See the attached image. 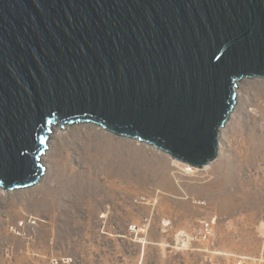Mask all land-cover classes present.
I'll list each match as a JSON object with an SVG mask.
<instances>
[{
	"label": "water",
	"instance_id": "water-1",
	"mask_svg": "<svg viewBox=\"0 0 264 264\" xmlns=\"http://www.w3.org/2000/svg\"><path fill=\"white\" fill-rule=\"evenodd\" d=\"M247 78L264 0H0V187L37 184L51 127L75 121L205 168Z\"/></svg>",
	"mask_w": 264,
	"mask_h": 264
},
{
	"label": "rangeland",
	"instance_id": "rangeland-1",
	"mask_svg": "<svg viewBox=\"0 0 264 264\" xmlns=\"http://www.w3.org/2000/svg\"><path fill=\"white\" fill-rule=\"evenodd\" d=\"M237 90L205 168L93 122L52 126L46 174L0 187V264H210L227 258L220 249L262 244L264 78ZM203 218L210 237L188 240Z\"/></svg>",
	"mask_w": 264,
	"mask_h": 264
},
{
	"label": "built area",
	"instance_id": "built-area-1",
	"mask_svg": "<svg viewBox=\"0 0 264 264\" xmlns=\"http://www.w3.org/2000/svg\"><path fill=\"white\" fill-rule=\"evenodd\" d=\"M261 128L264 132V118L261 119ZM145 200L146 198L143 197ZM138 227L133 226V230L137 231ZM214 231V225L211 220L203 218L199 220L198 224H194L191 230L182 231L183 235L188 240H207L212 232ZM144 252V249H143ZM227 258L224 261L211 262L210 264H262V260L259 257H255L248 254L241 253H226L224 254ZM142 263V260L139 261V264Z\"/></svg>",
	"mask_w": 264,
	"mask_h": 264
},
{
	"label": "crops",
	"instance_id": "crops-1",
	"mask_svg": "<svg viewBox=\"0 0 264 264\" xmlns=\"http://www.w3.org/2000/svg\"><path fill=\"white\" fill-rule=\"evenodd\" d=\"M220 255H224L226 253H241V254H248L255 257H259L262 260V264H264V241L262 244H256L252 246H245L241 247L238 245L236 250H233L231 247L223 248L218 251H216ZM139 264V263H138Z\"/></svg>",
	"mask_w": 264,
	"mask_h": 264
},
{
	"label": "bare ground",
	"instance_id": "bare-ground-1",
	"mask_svg": "<svg viewBox=\"0 0 264 264\" xmlns=\"http://www.w3.org/2000/svg\"><path fill=\"white\" fill-rule=\"evenodd\" d=\"M52 128V127H51ZM208 166V165H207Z\"/></svg>",
	"mask_w": 264,
	"mask_h": 264
}]
</instances>
